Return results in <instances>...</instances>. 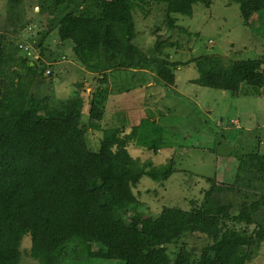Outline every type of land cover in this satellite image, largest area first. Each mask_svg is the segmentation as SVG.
Masks as SVG:
<instances>
[{
    "label": "trees",
    "instance_id": "obj_1",
    "mask_svg": "<svg viewBox=\"0 0 264 264\" xmlns=\"http://www.w3.org/2000/svg\"><path fill=\"white\" fill-rule=\"evenodd\" d=\"M39 1L41 11L83 5L80 13L61 16L52 29L60 40L73 45L77 61L100 82L88 100L89 125L99 131L109 96L105 85L109 73L150 70L162 85L175 83L178 63L161 57L160 40L155 45L157 56L134 45V9L163 5L164 22L173 26L175 14L190 16L195 4L209 6L211 0ZM7 3L9 7L0 10V20H21V6L13 5L18 2ZM35 22L42 44L49 31H41L42 22ZM3 44L5 38L0 35V264L21 263L25 235L30 237L28 254L39 264H61L69 245L76 256L87 257L95 248L96 259L121 264H247L263 253L264 194L256 200H242L238 212L231 214L233 203L224 202L220 195L242 190L234 184L217 186L213 178L206 177L211 186L199 206L185 210L167 205L157 215L145 216L133 189L144 175L153 180L167 178L173 163L155 173L148 168L150 164L129 154L127 145L137 139L139 123L128 134L124 128L108 130L98 150L87 148L84 131L78 126L85 104L80 93L83 82L76 83L75 95L65 101L37 97L28 88L34 80L33 66L25 65L26 75L16 84L27 57L15 60L18 55ZM190 62L199 74L192 83L199 86L228 89L232 84L236 93L241 84L264 85V59L224 64L219 56L208 55ZM14 63L19 67H12ZM240 165L264 174L261 154H246ZM192 233L210 240L197 259L192 256L195 248L188 249L185 242L168 254L167 245Z\"/></svg>",
    "mask_w": 264,
    "mask_h": 264
},
{
    "label": "rangeland",
    "instance_id": "obj_2",
    "mask_svg": "<svg viewBox=\"0 0 264 264\" xmlns=\"http://www.w3.org/2000/svg\"><path fill=\"white\" fill-rule=\"evenodd\" d=\"M16 1L13 7L21 6V20H0L3 45L18 55L15 60L27 57L20 65L24 69L18 72L16 84L26 75V64L34 69L29 93L37 97L65 101L75 95L76 83L83 82L80 93L85 104L78 126L84 131L87 148L98 150L108 130L124 128L128 134L139 123L137 139L127 145L129 154L141 163L150 164L148 168L155 173L173 163V171L167 178L153 180L144 175L133 189L141 204L140 212L145 216H155L167 205L185 210L199 206L205 190L211 186L206 177L213 178L217 186L234 184L242 190L220 195L224 202L233 203L231 214L238 212L242 200H256L264 194V174L257 175L251 166L240 165L246 154L264 156V85L258 88L241 84L236 93L231 90L232 84L228 89L199 86L192 83L199 74L194 62H190L192 58L208 55L219 56L224 64L233 60L264 59V0H211L209 6L198 3L190 16L175 14L173 26L164 22L163 5L137 6L133 11V43L145 54L157 56L155 45L160 40L161 57L166 55L170 63H178L174 69L175 83L162 85L150 70L109 73L105 84L109 88V101L99 122V131L89 125L88 100L89 93L100 82L77 61L73 45L60 40L52 29L61 16L68 12L80 13L83 5L41 11L39 0ZM7 2L0 0L1 11L9 7ZM35 21L42 22L41 31H49L42 44ZM12 67L19 66L14 63ZM29 239V235L23 237L20 264H39L28 254ZM209 241L201 233H192L166 248L170 255L185 242L188 249L195 248L192 256L197 259ZM67 249L69 254L61 264L122 263L96 259L95 248L87 257L73 254L72 245ZM247 264H264V251Z\"/></svg>",
    "mask_w": 264,
    "mask_h": 264
}]
</instances>
